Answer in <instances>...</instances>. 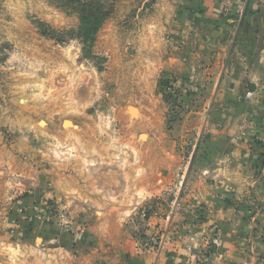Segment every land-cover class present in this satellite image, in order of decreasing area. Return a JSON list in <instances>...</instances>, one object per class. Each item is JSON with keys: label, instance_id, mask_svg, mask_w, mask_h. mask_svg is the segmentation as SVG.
I'll use <instances>...</instances> for the list:
<instances>
[{"label": "rangeland", "instance_id": "obj_1", "mask_svg": "<svg viewBox=\"0 0 264 264\" xmlns=\"http://www.w3.org/2000/svg\"><path fill=\"white\" fill-rule=\"evenodd\" d=\"M185 1L0 0V264L196 247L221 144L206 120L215 77L173 67Z\"/></svg>", "mask_w": 264, "mask_h": 264}, {"label": "crops", "instance_id": "obj_2", "mask_svg": "<svg viewBox=\"0 0 264 264\" xmlns=\"http://www.w3.org/2000/svg\"><path fill=\"white\" fill-rule=\"evenodd\" d=\"M184 8L186 31L180 39L186 44V62L173 67L180 77H215L206 120L221 146L214 150L219 158L203 169L214 182L196 199L205 205L208 221L197 231L194 249L187 250L184 237L169 242L159 258L137 254L133 264H264V0H252L241 15L227 18L218 13L215 0H186ZM244 119L249 123L243 134ZM214 236V254H203ZM124 243L113 248L117 258ZM98 250L92 261L102 259ZM125 260L114 264L131 263Z\"/></svg>", "mask_w": 264, "mask_h": 264}, {"label": "built area", "instance_id": "obj_3", "mask_svg": "<svg viewBox=\"0 0 264 264\" xmlns=\"http://www.w3.org/2000/svg\"><path fill=\"white\" fill-rule=\"evenodd\" d=\"M221 4V13L224 17L242 14L243 8L252 0H217Z\"/></svg>", "mask_w": 264, "mask_h": 264}, {"label": "water", "instance_id": "obj_4", "mask_svg": "<svg viewBox=\"0 0 264 264\" xmlns=\"http://www.w3.org/2000/svg\"><path fill=\"white\" fill-rule=\"evenodd\" d=\"M249 89H250L251 91H254V86L251 85Z\"/></svg>", "mask_w": 264, "mask_h": 264}, {"label": "bare ground", "instance_id": "obj_5", "mask_svg": "<svg viewBox=\"0 0 264 264\" xmlns=\"http://www.w3.org/2000/svg\"><path fill=\"white\" fill-rule=\"evenodd\" d=\"M141 139H145V135L141 136Z\"/></svg>", "mask_w": 264, "mask_h": 264}]
</instances>
